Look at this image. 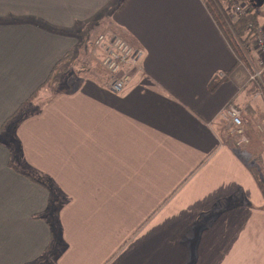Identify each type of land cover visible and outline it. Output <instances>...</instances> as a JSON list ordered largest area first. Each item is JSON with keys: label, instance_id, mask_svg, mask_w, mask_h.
Returning <instances> with one entry per match:
<instances>
[{"label": "crops", "instance_id": "1", "mask_svg": "<svg viewBox=\"0 0 264 264\" xmlns=\"http://www.w3.org/2000/svg\"><path fill=\"white\" fill-rule=\"evenodd\" d=\"M83 29L144 52L130 84L41 100ZM251 58L204 0H0V264H264V137L223 134L256 108Z\"/></svg>", "mask_w": 264, "mask_h": 264}, {"label": "built area", "instance_id": "2", "mask_svg": "<svg viewBox=\"0 0 264 264\" xmlns=\"http://www.w3.org/2000/svg\"><path fill=\"white\" fill-rule=\"evenodd\" d=\"M228 2L233 4L237 16L248 17L250 10L246 4L238 0H228ZM248 30L253 35L255 51L258 54L256 61L251 62L252 80L258 81L264 88V29L250 22ZM94 46L102 52L100 61L108 75V89L115 94L122 93L131 82L130 70L139 68L144 52L118 36L108 38L101 35ZM224 117L239 137L238 145L247 142L240 110L231 105L227 108Z\"/></svg>", "mask_w": 264, "mask_h": 264}, {"label": "rangeland", "instance_id": "3", "mask_svg": "<svg viewBox=\"0 0 264 264\" xmlns=\"http://www.w3.org/2000/svg\"><path fill=\"white\" fill-rule=\"evenodd\" d=\"M224 1V2H223ZM222 2H218L216 0V2L218 3V8H224L226 10V14H227V18L230 19V15H234L236 16V12L234 11V7L233 4L229 3L228 0H223ZM223 6H221L220 4ZM242 3V2H240ZM264 13V12H263ZM232 21H236V20H232ZM259 21L264 25V17L263 16H259ZM86 30V28H85ZM88 31L85 32L84 29L80 31V37L82 38L83 42H81V45L85 46L82 47L81 51H76L74 53L73 59H78L77 60V64L76 67L73 68V71L71 70V72H65V74H61V69L62 68H67V66L71 67V63H64L63 66H61V68H59L60 70H58L59 73L56 74V79L60 78V84L61 86L58 87L57 85H59V83L57 84L55 81L50 83L48 85V87L46 88V94H44L40 99H47L49 97H51L54 93H58L56 92L58 89L61 90V88H63L65 86V82H66V78H68V76L71 75H76L80 70H83V73H86V71L88 70V59L86 57V55L83 54V51L85 52H90L93 53V59L96 60L97 62H100L101 58H102V52L98 49L95 48L93 42L95 41V39L98 36H101L102 34H108L107 36H109L110 33H97V32H93V29H88ZM84 38V39H83ZM248 50V58L250 57V55H252L253 57H257L258 54L255 50V45L254 43L251 44V46L249 48H247ZM255 52V53H254ZM73 61V60H72ZM71 61V62H72ZM252 61V58L250 60V62ZM97 62H93L89 63V66L91 68H95L97 70V72L104 74L105 73V69L103 67H101L100 65L98 66ZM98 66V67H97ZM68 67V69H69ZM106 74V73H105ZM254 82L251 84L252 86H254ZM257 93L254 95L256 97H258L257 95L261 94V89L259 87H257ZM261 98L258 97V101L256 102L255 107L253 108L251 111L252 113H243L241 112V117H242V121H243V125H244V132L247 135V139H251L252 135L255 136L256 139H258V141L261 139V137H264V94L260 95ZM39 99V98H38ZM223 134L228 137H231V139H229V143H238L239 141V137L236 135V132H234V129L229 125L228 122H224V127H223ZM260 138V139H259ZM250 142L247 140V142H245L243 145L245 144H249ZM257 151V147L254 149V152ZM255 156V154H254ZM253 156V158H254ZM258 166V171H260V173L264 176V164L263 165H257ZM57 195V193H56Z\"/></svg>", "mask_w": 264, "mask_h": 264}, {"label": "trees", "instance_id": "4", "mask_svg": "<svg viewBox=\"0 0 264 264\" xmlns=\"http://www.w3.org/2000/svg\"><path fill=\"white\" fill-rule=\"evenodd\" d=\"M217 1L222 2L223 0H217ZM238 1H240L243 4H246L248 6V8L250 10L249 15H248V17L238 16V17H236V21H232V20L230 21L229 18H227L228 16L226 14V10L224 8H218V3L216 2V0H204L205 5L207 6L208 10L210 11V14L213 17L214 21L216 22L217 26L219 27L221 33L223 34V37L225 38L227 43L230 45L231 49L233 50L235 56L238 59V62L235 66V69L241 63L246 65V66L249 65L248 57H247L248 56L247 55L248 54L247 48H249L251 46V44L254 43V39H253L252 33L248 30V24L250 22H253L256 26L259 25V22H258L259 19L257 18L256 12L254 11L253 1H251V0H238ZM96 39H95V41H96ZM95 41L93 42V44H95ZM81 47H85V46L83 45ZM93 53H94L93 51H92V53H91V51L88 53L83 51V54L86 55L90 65L93 62L94 63L97 62L96 60L93 59ZM73 56H74V52H71V53L67 54L66 57L57 64V66L55 67V69L51 73L49 80L45 83V85L50 84V83L55 81L57 84L59 83V85H57L58 87L61 86L60 82H62V81H60V79H56V74L59 73L58 70H60L59 68H61V66H63L64 63H67V64L71 63V67L67 66V68H65V69L62 68L61 73H65V72L69 73V72H71V70L73 71L72 66L75 68L76 64H77V60H78L77 58L73 59ZM256 59H257V57H255V59H253V60L256 61ZM89 63H88V70L89 71L94 72V74L99 75L101 78L103 76H106V74H107L106 71H105L106 74L105 73L101 74V73L97 72V70L95 68H91L89 66ZM97 63H98V66L100 65L101 67H103L101 64V61L97 62ZM68 67H69V69H68ZM83 72H84L83 70H80L74 76L75 77H79V76L82 77ZM229 75H230V73L226 74L224 78H220V77L217 78L213 82V84L211 85V89H214L218 85L226 82L227 81L226 78ZM107 77H108V75H107ZM45 85H43L41 88H43ZM260 89H261V94L257 95L258 97H260V95L264 94V88L261 85H260ZM255 94H253V95H255ZM258 97H255V98H258ZM22 173H24L27 176L30 175V174L28 175L26 172H22Z\"/></svg>", "mask_w": 264, "mask_h": 264}]
</instances>
